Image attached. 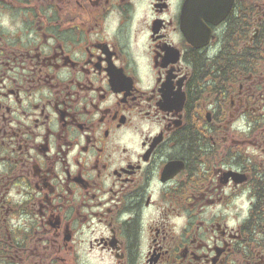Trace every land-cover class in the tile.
<instances>
[{"label": "flooded vegetation", "instance_id": "obj_1", "mask_svg": "<svg viewBox=\"0 0 264 264\" xmlns=\"http://www.w3.org/2000/svg\"><path fill=\"white\" fill-rule=\"evenodd\" d=\"M0 264H264V0H0Z\"/></svg>", "mask_w": 264, "mask_h": 264}]
</instances>
